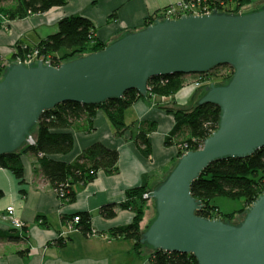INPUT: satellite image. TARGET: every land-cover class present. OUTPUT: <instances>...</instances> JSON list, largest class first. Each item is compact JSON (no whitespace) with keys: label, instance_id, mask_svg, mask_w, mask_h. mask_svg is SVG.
I'll use <instances>...</instances> for the list:
<instances>
[{"label":"water","instance_id":"water-1","mask_svg":"<svg viewBox=\"0 0 264 264\" xmlns=\"http://www.w3.org/2000/svg\"><path fill=\"white\" fill-rule=\"evenodd\" d=\"M242 9L159 17L60 65L10 62L0 79V155L34 142L32 128L60 103L99 104L130 89L146 94L154 77L228 65L234 69L229 82L205 85L193 101L221 108L218 128L152 184L141 251L192 253L199 264H264V192L232 221L199 216L200 201L191 193L213 161L264 147V0Z\"/></svg>","mask_w":264,"mask_h":264},{"label":"trees","instance_id":"trees-1","mask_svg":"<svg viewBox=\"0 0 264 264\" xmlns=\"http://www.w3.org/2000/svg\"><path fill=\"white\" fill-rule=\"evenodd\" d=\"M0 0V29L7 27L8 22L28 17L32 14L45 13L54 7L64 6L69 0H11L12 5ZM218 10L235 12L242 11L244 5L250 0H202ZM229 2L226 6L225 3ZM224 4V5H223ZM160 13V12H159ZM159 13H156L157 15ZM158 17L150 16L145 27L154 23ZM108 44L100 41L95 35V25L83 15L65 16L58 22L57 31L42 38L35 45H23L17 42L14 59L26 56L27 53L38 51V60L51 61L53 65L70 61L82 55L104 49ZM223 66V65H221ZM221 66L198 74H173L157 76L149 80V90L146 94L130 89L120 98L106 100L99 104H82L67 101L46 110L37 124L32 128L33 143H25L13 153L0 155V167L11 171L16 178L24 182L25 165L23 157L32 154L37 158L39 170L44 178L53 186L63 203H71L76 199L75 185L88 184L95 180L100 172L115 174L119 171L120 152L117 148L109 147L97 141L86 147L74 161H65L57 158L59 154L71 152L75 145L74 126L84 119L92 129V122L98 110L104 111L117 136L125 134L134 127L138 128L134 137L141 153L149 157L153 147L149 133L156 129L157 122L141 120L128 122L125 118L126 110L140 99L153 97H170L178 94L186 83V76L193 75L202 83L226 84L232 78L234 69L230 73H219L215 80L216 70ZM5 67H0V77ZM1 79V78H0ZM195 81V80H194ZM193 82V81H192ZM191 83V82H190ZM189 83V84H190ZM203 84L202 94L205 92ZM188 85V84H187ZM186 86V85H185ZM184 86V87H185ZM167 112L175 117V125L166 136V144L178 145L177 159L189 150H198L203 146L204 140L215 131L220 122L221 108L213 103H197L191 108H167ZM187 137L182 142H174L173 138L181 133ZM178 161V160H177ZM151 189L147 184L131 187L125 191V199L121 202L105 203L100 208V213L105 218L117 215V208L131 210L133 220L126 225L113 228L115 234H124L126 238L134 240V249L141 254L144 244L141 242L144 229L142 222L147 209V202L151 198L146 196ZM25 192V191H23ZM264 192V147L257 149L247 157L227 156L210 163L206 169L191 184V193L200 201L197 214L208 219H222L232 221L238 214H245L246 210ZM0 189V199L4 196ZM216 196L243 198L245 205L234 211H223L212 200ZM76 229L85 235L94 232L91 227L92 215L88 211L77 212L68 216V221H73ZM43 222V221H42ZM70 235V234H69ZM68 236L55 239L59 246L65 245ZM17 238V236H12ZM150 264H199L192 253L165 251L154 249Z\"/></svg>","mask_w":264,"mask_h":264},{"label":"crops","instance_id":"crops-1","mask_svg":"<svg viewBox=\"0 0 264 264\" xmlns=\"http://www.w3.org/2000/svg\"><path fill=\"white\" fill-rule=\"evenodd\" d=\"M182 1L69 0L66 5L54 7L48 12L12 20L7 27L0 29V67H6L16 60L13 55L17 42L23 45L37 44L57 31L58 22L65 16L77 14L89 18L95 25L96 38L110 44L125 32L144 28L150 16ZM257 1L262 0H250L248 4ZM187 79L196 80L193 75H187ZM201 89L188 87L175 96L143 98L126 110L128 122H157L156 129L149 133L153 147L149 157L141 153L134 140L137 127L129 130L125 136H117L107 114L102 110L97 111L92 129H89L84 119L80 120L73 130V150L59 154L57 158L74 161L86 147L97 141L117 148L120 158L117 173L102 171L94 181L76 184L74 202L61 201L39 170L37 158L32 154L23 157L24 182L8 169L0 167V189L5 193L0 199V264H150L154 250L137 254L133 239L126 238L124 234H115L112 230L129 224L134 213L117 208L115 217L105 218L100 208L105 203L123 201L125 191L131 187L147 184L153 189L152 184L162 178L163 172L174 166L179 153L178 145L166 144V136L176 120L166 109L194 107V96ZM181 136L184 139L187 137L182 132L173 141L181 142ZM10 206L14 208L12 214L7 209ZM81 211L91 213V227L95 233L85 235L75 229L68 234L65 245H57L55 239L61 232L68 230V216ZM12 216L22 220L25 226L16 228L12 224Z\"/></svg>","mask_w":264,"mask_h":264},{"label":"built area","instance_id":"built-area-1","mask_svg":"<svg viewBox=\"0 0 264 264\" xmlns=\"http://www.w3.org/2000/svg\"><path fill=\"white\" fill-rule=\"evenodd\" d=\"M224 5V4H223ZM214 9H218L217 7H212L210 4H208L207 2H203L202 0H183L180 3L174 4V5H169L167 7H165L162 11H160V13L158 15H156V17H164V19L166 18H171V19H176V18H180L182 15L186 14H192V15H203L206 13H211ZM38 60V51H33L31 53H27L26 56L23 57H19L15 60V62L21 61V62H25L26 64H29L31 62L37 61ZM45 62H50L51 64H53L51 61H45ZM203 85V83L201 82V80H195L191 83V85H189V87H193L195 89H198L199 87H201ZM33 143V142H32ZM148 195V194H146ZM8 211L12 214L14 208L12 206L7 208ZM79 221V217H76L73 221H71L69 224V228L67 231H63L59 234L60 237H65L67 236L70 232H72L73 230L76 229V225L75 223H78ZM12 224L16 227V228H23L25 226V223L12 216Z\"/></svg>","mask_w":264,"mask_h":264},{"label":"rangeland","instance_id":"rangeland-1","mask_svg":"<svg viewBox=\"0 0 264 264\" xmlns=\"http://www.w3.org/2000/svg\"><path fill=\"white\" fill-rule=\"evenodd\" d=\"M5 3L6 4H9V5H12L13 4V2L11 0L10 1H7ZM225 5L228 6L229 5V2L225 3ZM243 7H245V5ZM229 67H227V65H223L220 68H218L216 70V72H217L216 75H214V79L215 80L216 79L218 80L220 78L218 76L219 73H227V74L230 73L231 72V69ZM1 77H2V75H1ZM193 81H194V79H193ZM190 82L192 83V80L187 79L186 80V83H185L186 86L184 85L185 87L183 86V88L180 91H182L184 89H187L189 87V85H191ZM207 83L208 82L206 81L203 84H207ZM184 135H187V134L184 132ZM182 140H184V136H181V140L180 141L182 142ZM177 160L178 159L176 158V160L174 162V165L177 163ZM212 203L218 205L223 211L230 212V211H234V210H237L239 208H242L245 205V200L243 198H231V197H227V196H216V197L213 198ZM149 209H150V206L148 205V202H147V210H149ZM69 223H68V228L70 226Z\"/></svg>","mask_w":264,"mask_h":264},{"label":"bare ground","instance_id":"bare-ground-1","mask_svg":"<svg viewBox=\"0 0 264 264\" xmlns=\"http://www.w3.org/2000/svg\"><path fill=\"white\" fill-rule=\"evenodd\" d=\"M148 194V193H147ZM146 196H149V195H146Z\"/></svg>","mask_w":264,"mask_h":264}]
</instances>
